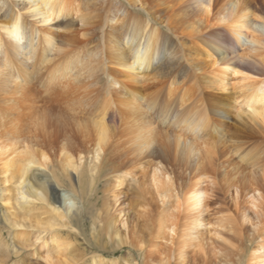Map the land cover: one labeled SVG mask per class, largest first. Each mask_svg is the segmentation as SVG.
I'll return each mask as SVG.
<instances>
[{"label": "bare ground", "instance_id": "bare-ground-1", "mask_svg": "<svg viewBox=\"0 0 264 264\" xmlns=\"http://www.w3.org/2000/svg\"><path fill=\"white\" fill-rule=\"evenodd\" d=\"M94 1L99 18L88 15L80 0H0V91L19 85V66L52 62L60 68H49L51 80H62L78 62L91 61L81 63L86 72L77 73L71 87L49 84L48 99L40 100L47 112L29 132L0 121L1 180L16 182L9 195L0 194L8 204L0 220V264H88L59 226L69 228L66 219L77 222V201L101 177L100 169L95 172L101 156L108 162L102 167L103 191L111 192V200L93 223L105 246L133 247L124 264H264V0ZM153 16L163 18L158 23L166 24V32ZM97 35L101 50L80 58V47ZM165 84L170 93L183 88L182 112L193 99L201 113L189 117L191 128L174 117L172 125L181 126L173 133L169 124L171 131L165 127L159 139L154 125L141 120L137 128L145 132L138 146L125 151L120 105L131 107L128 116L144 115L143 105L154 109L144 92ZM127 92L130 99L123 96ZM97 98L99 110L91 116L89 104ZM210 119L219 126L220 147L200 135ZM233 155L252 160L254 173L230 181ZM217 175L231 204L212 224L205 212ZM51 179L70 187L66 211L59 209ZM125 203L134 216L124 211ZM219 227L235 229L237 245L214 240L213 230L222 236ZM248 242H254L253 250ZM90 258L89 264L119 263L104 254Z\"/></svg>", "mask_w": 264, "mask_h": 264}, {"label": "rangeland", "instance_id": "rangeland-1", "mask_svg": "<svg viewBox=\"0 0 264 264\" xmlns=\"http://www.w3.org/2000/svg\"><path fill=\"white\" fill-rule=\"evenodd\" d=\"M80 1H82L83 8H85L84 10L87 12L88 15H91L94 18L98 17L97 16V13H98L97 10L100 6L95 4L94 0H80ZM90 1L92 4L90 3ZM132 12H137V11L132 10ZM104 16H105L104 12H102L101 18L104 19ZM153 18H154V16H153ZM162 20H163V18L157 17V19H156V17H155L153 21H155L157 24H159V27L162 31L166 32L167 31L166 24L158 23V21H162ZM120 32H121V30L116 32L117 35L118 34L120 35ZM97 34H99V33H97ZM98 37H99L98 35L93 37L92 41H90V45H89V43L88 44L85 43L84 45H82L83 47H80L82 50V51H80V54H81L80 58H83L84 56H86L88 54L87 52H89V51L93 52V50H101V49H97L98 48L97 44L100 42ZM73 60H74L73 64L76 65L77 64L76 58H74ZM82 62L90 63L91 61L83 59V61L78 62L77 66H75L76 71L75 70L69 71L70 73L72 72L73 75L67 74V77L65 79L62 78V80H60L61 77H57L58 80H57V78H55L56 80L55 79L51 80L52 77H50V76L52 75V71L56 72V70L58 68H60V67H57L54 69V65L52 66V62L40 63V61H39L38 64L33 65V66H31V64H30L27 66V68L26 67L24 68V66H19V68H20L18 70L19 72H16V73H18V75L16 76V80H17L16 84L17 85L19 84L17 87L22 86L24 90L22 89V91H21V90L17 89V87L14 85V82H13L12 86L9 85L5 90L3 88L4 91L3 90L0 91V96H1L0 97V105H1L0 108L2 109V111H0V121L3 124H6L7 126H11V125L16 126V128L19 130L20 133L29 132L31 130V127L33 126V123L36 121V119L44 116L47 112V110H45V109H47V107L44 104H42V101H40V100H41V98L43 100L48 99L49 93H47V92H49V86H50L49 84H51V82L56 83L57 81L58 82L61 81L63 83V85H65V86L68 85V87H71L72 85L76 84L78 81L75 79V76L78 74L86 72L85 69L87 66L85 64L81 65ZM92 63H93L92 65L96 64L95 61H92ZM52 67H53V70H52ZM49 68L52 71L49 70ZM80 68H84V70H80ZM47 70H49L50 73ZM25 71L27 72V74L25 73ZM98 76H101V78H102V73L99 72ZM72 78L74 80H72ZM28 80H30V81H28ZM141 84H142V82L138 83L137 86L139 87ZM167 87H168V84H165L164 86H161V87L155 89L154 92L151 90L144 92L145 94H143V95L145 97H148L149 100L154 101V109L153 110L148 109L146 107V105L142 106V108L145 111L144 115L143 114L139 115L138 113L135 112L136 113L135 115L128 116L127 113L129 111H131V109H130L131 107H129L126 104H122L123 106L120 105V107H119L121 109L120 112L123 115L125 114L124 115L125 122L122 124V126H124V128H123V134H124L123 139H124V141L122 139V145H123L122 148L125 151H131V150L135 151V148L138 146L137 144L140 142V137L144 131V130L140 131L137 128L139 126V124L141 123V120L145 121L148 119L152 123V125H154V127L157 130V131H155V133L158 136V138H157V136L155 138L159 139L161 133H163L165 131L164 130L165 127H167L169 129V127H168L169 124L171 126H173L170 129L172 130V128H173L172 132L174 131L173 133H175L176 132L175 130L178 129V126H181V124L178 122H182L183 119L185 120V123H184L185 128H191V125L188 124V121H190L189 117L191 119H194V118L198 117L197 115H199V113H201V112H198V110H197L198 106H196V107L193 106V105H195L193 102V99H190V101L187 100V102L185 103V105L187 106V108H186L187 113L182 112L183 109L181 106H179V103H178V94L182 92L183 88L178 87L176 92L170 93V90H168L169 88H167ZM14 89H15V91H14ZM139 89H141V88H139ZM15 92H16V94H15ZM25 92H28L26 96H24ZM148 92L150 93L149 95H147ZM20 93L22 94V96ZM129 93L130 92H127L123 96L130 99L131 94L129 95ZM10 94H12L11 98H10ZM19 94H20V96H19ZM6 97H7V99H9V98L11 99V100L9 99L10 102H9V100L6 99ZM16 97L19 98L20 100L22 97V102L20 100H18ZM100 98H102V97H100ZM100 98H97L95 100L90 101L89 110L92 113L91 116L95 115V113L99 110L98 108H99V102L101 100ZM16 102H17V104H15ZM137 103H138V101H137ZM13 104H15L16 106L14 105V107H13ZM17 106H19V107H17ZM15 107H16V109H15ZM165 109H168L170 111V113L169 114L165 113V111H164ZM171 110H173V111H171ZM174 112L178 113L179 116H176ZM188 112L190 113V115H188ZM8 113H10V115ZM4 114H6L7 116ZM39 115H40V117H39ZM173 115H175V116H173ZM126 116H127V118H126ZM129 117H130V120H129ZM174 117L175 118L177 117L178 122L177 121L176 122L178 123V125H176V124L172 125L176 120ZM126 120H128V121H126ZM136 120H137V122H136ZM138 121H139V123H138ZM132 122H134V123H132ZM163 122H165V123L163 124ZM128 123H130V125ZM165 124H166V126H165ZM205 124L208 127H206L207 129H205L203 132L200 133V135L203 134L202 140H205L206 143H211L213 145L218 144V147H220L219 142L221 141V139L219 138L220 133L217 132V129H219L218 124H216V122H214L211 119L209 120V122H205ZM128 129H130V130H128ZM131 131H132V133H131ZM214 131H216V132H214ZM140 132H141V134H140ZM247 146H248V148L241 151V155L245 154L246 151L249 148H251V145L248 144ZM157 147H159V142L156 144V147H155L156 151H159L158 149H160V147L159 148H157ZM241 155H233L234 157H232V159H231V161L234 163H233V165H231L230 168L227 169L229 172L227 174V176H229L228 178H230V181L236 180L237 177H240V176L242 177V175L244 176V175H249L250 173H254L256 166L254 167L253 165H251L252 160L246 159V158L241 159V157H240ZM249 157H251V154L249 155ZM259 161H261V160H259ZM88 162H89V160L84 161V165L86 166V168H89ZM96 162H97L96 164L98 167L96 168L95 172L98 174L99 169H100L99 175H101V177H99V179L97 177V179L95 181L96 184L92 187V189L88 190L89 189L88 188L86 191V195H83V197L80 199V201H77L78 206H79V210H78L79 216H78L77 222L73 223L72 221L66 219L62 222H64V224H67L69 226V228L61 225V226H59V229L61 232H63L64 235H66V236L70 235L71 238L79 246V248L84 251L83 253H85V256H86L85 258H86V260H88V264L90 263V259H91L90 257L92 255H95V254H98V255L104 254V256H106V257L107 256L112 257L113 260L117 259L119 262L117 264H124V263H126V259L130 258L128 256V252L129 251L132 252L133 247L125 246L124 248L121 249V248L112 247V245L110 246L108 244H107V246H105L104 240L101 238L99 233L96 231V229H95L96 226L93 223V221H94L93 219L97 216V214L99 213V210L104 206V201H106V200L110 201L111 200V196H110L111 192L109 193V191H106L104 193V191H103L104 187H103V183H102L104 181V178L102 176V172H103L102 167L104 169H106L104 166L106 165V163H108L107 159H106V157L103 158V156H101L99 158V160ZM261 163H262V161H261ZM210 166H211V164H209V162L206 160V167L210 168ZM43 170L45 171V169H43ZM86 172L88 173L89 171L88 170L84 171L85 175L87 174ZM36 173L40 174L42 172H36ZM117 174L121 175V173H119V172ZM85 175H84V177H86ZM1 177H2V175L0 174V194L2 192L4 195H7V194L9 195L10 192H12L11 189H13V186L16 182L13 180L8 181V182H2ZM76 177H77V174H76V172L74 173V171H73V176H71V178L75 184H78L77 183L78 180ZM85 180H86V178H85ZM214 180H215V186H214V189H213L211 196L209 197L210 198L209 199V208H208V211L205 212V215L207 217H209V221H211L212 224H214V222H216L215 219L218 218L217 216L219 214V210L221 208L231 204V197L224 192V183L222 180H220V175H217ZM49 184H51L52 190H53V186L56 189L55 194L59 198V201L61 203V207H59L60 211L61 210L66 211L67 206L69 204H71L70 201L68 200V197L71 196V191H70L69 185L68 186L67 185H64V186L59 185L53 179H51V182ZM96 188H98V189H96ZM124 188L127 189V187H124ZM87 194L89 197L87 196ZM130 198L131 197H129V199H126V203H128L129 200H131ZM59 201L56 204L57 207L60 206ZM34 202L37 204L36 205L37 207H40L41 205H43L41 202L40 203L38 201H34ZM126 203H125V205L124 204L122 205L124 208V211H130L129 212L130 215L134 216L132 210L129 209V206H127ZM65 204H67V206ZM83 206H85V207H83ZM7 207H8V204H6V202H4L0 196V220H3V217L7 211V209H6ZM212 227H213V225H212ZM218 229L219 230L221 229L220 234L222 236L220 237V236L213 235L214 230L212 228L213 231L211 232V236L213 237L214 240L221 242L223 244H226L230 247L232 245H237V242H234V240L232 239L233 237L237 236L234 233V231H236L235 229H234V231H228L227 228H225V227L224 228L219 227ZM247 244L253 250L254 242L253 243L248 242ZM101 249H103L104 251ZM135 254H136V252H135ZM122 258L124 259L123 261L121 260Z\"/></svg>", "mask_w": 264, "mask_h": 264}]
</instances>
